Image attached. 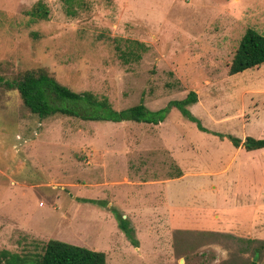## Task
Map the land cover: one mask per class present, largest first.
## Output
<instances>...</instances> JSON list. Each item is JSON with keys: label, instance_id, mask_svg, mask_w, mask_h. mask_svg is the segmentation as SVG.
<instances>
[{"label": "rangeland", "instance_id": "obj_1", "mask_svg": "<svg viewBox=\"0 0 264 264\" xmlns=\"http://www.w3.org/2000/svg\"><path fill=\"white\" fill-rule=\"evenodd\" d=\"M38 1L0 0V252L35 262L57 238L106 264H264V148L217 135L264 138V63L229 73L264 0H41L34 20ZM35 67L117 111L195 91L206 130L174 106L159 124L41 118L7 85Z\"/></svg>", "mask_w": 264, "mask_h": 264}, {"label": "trees", "instance_id": "obj_2", "mask_svg": "<svg viewBox=\"0 0 264 264\" xmlns=\"http://www.w3.org/2000/svg\"><path fill=\"white\" fill-rule=\"evenodd\" d=\"M29 14L34 20L46 19L48 18L49 9L43 1L39 0ZM122 56L126 61L132 56L137 60L142 57L141 53L131 48L123 52ZM262 63H264V34L255 28L249 27L243 34L230 62L229 73L235 74ZM2 80L3 78H0V82ZM7 85L17 88L25 107L41 118L61 113L95 119L131 120L159 124L165 120L166 112L174 106L179 108L189 119L197 122L202 130H206L199 119L187 108L189 104L198 101L195 91H190L188 96L182 100L170 101L169 105L162 109L151 110L145 103L140 102L117 111L109 108L110 104L106 97L104 100H99L91 91H75L63 84L45 67L25 69L18 78L10 80ZM86 103L98 106L99 112L89 113L88 110L85 112L84 105ZM80 108L83 110L81 111ZM217 135L223 138L227 136L235 146L238 147L243 144L247 150L264 148V138L249 135L242 142L240 137L233 134L217 133ZM182 174V169L179 168L178 174L174 177H180ZM35 259V262H31V259H27L19 253L8 250L0 252V264H106V253L52 238L45 245L43 253ZM252 264H256V262L254 261Z\"/></svg>", "mask_w": 264, "mask_h": 264}, {"label": "crops", "instance_id": "obj_3", "mask_svg": "<svg viewBox=\"0 0 264 264\" xmlns=\"http://www.w3.org/2000/svg\"><path fill=\"white\" fill-rule=\"evenodd\" d=\"M182 172H183V171H182ZM182 175H183V174H182ZM182 175H181V176H182ZM175 178H177V177H174L173 179H175Z\"/></svg>", "mask_w": 264, "mask_h": 264}]
</instances>
